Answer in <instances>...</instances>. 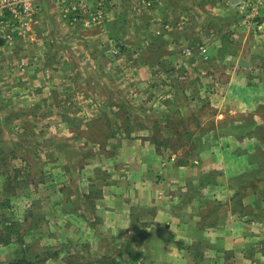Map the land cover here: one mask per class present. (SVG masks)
Listing matches in <instances>:
<instances>
[{"label": "rangeland", "instance_id": "rangeland-1", "mask_svg": "<svg viewBox=\"0 0 264 264\" xmlns=\"http://www.w3.org/2000/svg\"><path fill=\"white\" fill-rule=\"evenodd\" d=\"M247 1L0 0V264H85L78 233L58 228L77 206L63 209L56 193L84 161L96 167L85 176L111 180L100 157L115 159L126 138L185 146L181 155L192 158L203 143L220 144L210 132L234 128L237 140L251 138L244 171L264 188V86L254 110L228 87L264 85V4ZM102 187L93 189L102 196ZM34 223L42 247L25 232ZM119 230L100 234L122 242ZM98 264L127 263L112 253Z\"/></svg>", "mask_w": 264, "mask_h": 264}, {"label": "crops", "instance_id": "crops-1", "mask_svg": "<svg viewBox=\"0 0 264 264\" xmlns=\"http://www.w3.org/2000/svg\"><path fill=\"white\" fill-rule=\"evenodd\" d=\"M257 22L264 23V13ZM98 36L92 37L96 40ZM241 84L238 81L228 87L241 90L243 109L254 110L263 98L258 96L264 85ZM248 88H253V93L247 95ZM166 130L173 132L166 126L164 135H169ZM236 132L234 128L210 132L221 137L220 144L203 143L192 158L181 155L187 150L185 146L162 149L147 135L143 137L146 140L124 139L115 145V159L108 154L100 157L101 168L112 178L113 169L123 171L122 181L111 178L102 182L99 177L85 176L96 167L90 169V163L84 161L78 167L77 181L68 179L59 186L54 203L61 202L65 209L72 201L77 207L68 212V225L58 228L66 237L73 231L78 233L74 244L80 257L86 258L85 264H98L112 253L123 255L127 264H264V188L254 173L250 177L244 171L252 153L250 144L244 146L251 138L237 140ZM216 175L217 181L213 178ZM102 185L101 196V191L93 188ZM51 196L49 192L44 196L46 203ZM28 205L31 210L32 201ZM49 213H42L40 220H49ZM73 222L77 223L75 228L71 227ZM116 229L125 233L123 241L106 243L100 233ZM40 231L34 223L25 232L35 233L39 244ZM49 231L53 232L51 225ZM69 252L65 249L62 255L68 258Z\"/></svg>", "mask_w": 264, "mask_h": 264}, {"label": "trees", "instance_id": "trees-1", "mask_svg": "<svg viewBox=\"0 0 264 264\" xmlns=\"http://www.w3.org/2000/svg\"><path fill=\"white\" fill-rule=\"evenodd\" d=\"M251 132H253V131L250 130L249 133H251ZM239 138H243V135H240ZM251 164H252L253 167L256 169V167H257V163H256V161L251 162ZM262 167H263V166H261V168H262ZM261 168L258 167L257 170H260ZM255 169H254V170H255ZM255 172H256V171H255ZM24 262H25L24 259H21V260H15V261H12L10 264H22V263L24 264Z\"/></svg>", "mask_w": 264, "mask_h": 264}, {"label": "built area", "instance_id": "built-area-1", "mask_svg": "<svg viewBox=\"0 0 264 264\" xmlns=\"http://www.w3.org/2000/svg\"><path fill=\"white\" fill-rule=\"evenodd\" d=\"M246 4H248V7L256 9V8H258V6L264 4V2L263 1L260 2L259 0L258 1H256V0H248Z\"/></svg>", "mask_w": 264, "mask_h": 264}]
</instances>
